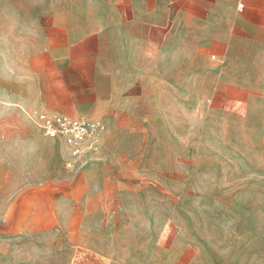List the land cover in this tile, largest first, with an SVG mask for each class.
I'll return each mask as SVG.
<instances>
[{"label": "crops", "instance_id": "obj_1", "mask_svg": "<svg viewBox=\"0 0 264 264\" xmlns=\"http://www.w3.org/2000/svg\"><path fill=\"white\" fill-rule=\"evenodd\" d=\"M40 113L101 128L74 155ZM249 128L264 0H0V264H181V234L231 264L223 177H264Z\"/></svg>", "mask_w": 264, "mask_h": 264}, {"label": "rangeland", "instance_id": "obj_2", "mask_svg": "<svg viewBox=\"0 0 264 264\" xmlns=\"http://www.w3.org/2000/svg\"><path fill=\"white\" fill-rule=\"evenodd\" d=\"M247 130L250 137L257 138V143L255 148L252 143H246L245 153L248 155L256 152L259 163L263 164L264 129ZM236 154V145L231 144L230 168L234 171L238 165ZM245 164L246 168L251 166L248 165L247 160ZM224 179L228 188L222 193V199L228 201L229 207L221 209L222 216L225 217L220 225L223 229L218 235V240L223 246L231 249L229 255L231 264H264V177H260L256 182L253 181L252 176L230 174L223 177ZM186 242H188L187 238L181 234L180 263L193 264V254L187 248ZM240 250L241 254L237 256Z\"/></svg>", "mask_w": 264, "mask_h": 264}, {"label": "built area", "instance_id": "obj_3", "mask_svg": "<svg viewBox=\"0 0 264 264\" xmlns=\"http://www.w3.org/2000/svg\"><path fill=\"white\" fill-rule=\"evenodd\" d=\"M37 119L46 136L62 139L74 155H78L85 141L101 128L99 121L62 114L40 113Z\"/></svg>", "mask_w": 264, "mask_h": 264}]
</instances>
